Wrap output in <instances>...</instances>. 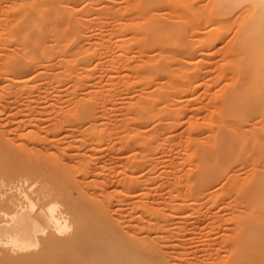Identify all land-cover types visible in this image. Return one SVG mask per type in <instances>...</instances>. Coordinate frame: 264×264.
I'll return each mask as SVG.
<instances>
[{
  "label": "bare ground",
  "instance_id": "6f19581e",
  "mask_svg": "<svg viewBox=\"0 0 264 264\" xmlns=\"http://www.w3.org/2000/svg\"><path fill=\"white\" fill-rule=\"evenodd\" d=\"M0 264H264V0H0Z\"/></svg>",
  "mask_w": 264,
  "mask_h": 264
}]
</instances>
